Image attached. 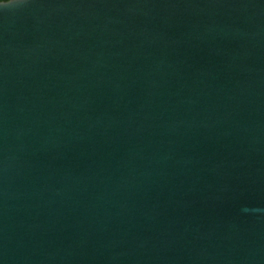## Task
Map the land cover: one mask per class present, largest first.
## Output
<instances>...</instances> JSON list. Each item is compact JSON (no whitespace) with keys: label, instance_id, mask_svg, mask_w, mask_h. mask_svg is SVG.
Instances as JSON below:
<instances>
[{"label":"water","instance_id":"1","mask_svg":"<svg viewBox=\"0 0 264 264\" xmlns=\"http://www.w3.org/2000/svg\"><path fill=\"white\" fill-rule=\"evenodd\" d=\"M0 5V264H264V0Z\"/></svg>","mask_w":264,"mask_h":264},{"label":"clouds","instance_id":"2","mask_svg":"<svg viewBox=\"0 0 264 264\" xmlns=\"http://www.w3.org/2000/svg\"><path fill=\"white\" fill-rule=\"evenodd\" d=\"M9 0H0V5H9Z\"/></svg>","mask_w":264,"mask_h":264}]
</instances>
